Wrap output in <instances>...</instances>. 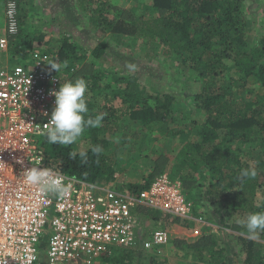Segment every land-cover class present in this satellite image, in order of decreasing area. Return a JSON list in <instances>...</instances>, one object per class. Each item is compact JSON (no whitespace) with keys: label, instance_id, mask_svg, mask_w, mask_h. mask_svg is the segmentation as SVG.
I'll return each mask as SVG.
<instances>
[{"label":"trees","instance_id":"16d2710c","mask_svg":"<svg viewBox=\"0 0 264 264\" xmlns=\"http://www.w3.org/2000/svg\"><path fill=\"white\" fill-rule=\"evenodd\" d=\"M111 1L78 0V6L89 15L94 30L152 38L166 55H174L201 80L203 87L194 96V107L201 110L205 119L192 120L196 137L184 142L179 152L178 169L190 175L189 179L182 176L184 193L193 204L199 201L211 206L223 229L228 226V217L233 220L229 227L238 231L236 237L244 264H264V232L252 237L239 231L245 229L240 221L249 213L264 212V200L258 203L257 197L259 191L264 193V92H260L264 89V35L256 42L249 40L247 30L251 23L245 14L246 0H151L152 11L146 15L121 10ZM19 5V32L10 40L9 53L17 61H23L38 50L34 40L40 43L41 37H30L26 9ZM71 39L64 34L55 53L68 73L78 72L77 62L83 59ZM106 46L104 41L95 45L93 57L100 59ZM101 77V72L95 70L87 78L94 88H99ZM114 83L117 86L114 89L111 82L106 84L111 93L106 94L99 110L93 108L85 94L89 114L93 118L103 114L104 118L100 127L87 128L79 138L83 148L75 143L54 145L47 142L46 136L41 138L40 145L50 167L91 183L110 184L118 177L117 159L104 152L112 143L104 135L119 128L125 117L146 126L169 125L176 101L173 95H144L135 75L114 76ZM113 101L116 103L111 104ZM181 131L184 133V129ZM96 145L103 149L99 155L90 150ZM81 151H87L86 160L79 156ZM72 153H76L75 157ZM248 168L255 169V177L242 179L241 170ZM200 170H206L210 180L191 193L189 189L196 183L193 173ZM155 173L127 187L138 192L151 184ZM195 213L197 208L193 206L192 214ZM164 216L182 228L194 226L193 217H176L158 210H148L144 219L156 223ZM182 243L197 251L201 259L204 251L212 256L216 253V241L211 236H203L191 244ZM142 252L140 247L121 249L104 262L139 264L144 258Z\"/></svg>","mask_w":264,"mask_h":264},{"label":"built area","instance_id":"2783aa9c","mask_svg":"<svg viewBox=\"0 0 264 264\" xmlns=\"http://www.w3.org/2000/svg\"><path fill=\"white\" fill-rule=\"evenodd\" d=\"M18 4L10 0L0 50L9 52L19 32ZM50 62L60 66L57 72ZM72 81L56 55L36 50L11 65L0 61V264H107L121 249L155 251L171 240L169 230L144 232L148 210L191 218L180 180L165 174L138 192L127 186L91 183L50 167L38 138L50 127L53 91ZM22 160L23 163H18ZM46 168L69 186L57 199L25 183L23 171ZM155 223V222H154Z\"/></svg>","mask_w":264,"mask_h":264},{"label":"rangeland","instance_id":"374dc122","mask_svg":"<svg viewBox=\"0 0 264 264\" xmlns=\"http://www.w3.org/2000/svg\"><path fill=\"white\" fill-rule=\"evenodd\" d=\"M9 1L0 0V37L4 33L5 11ZM15 1L26 9L30 37H41L40 43L37 39L34 40L36 49L51 50L49 53L54 55L60 46V38L64 34L71 36V40L77 46L78 54L83 59L77 62L78 72H67L68 77L75 81L86 76L83 78L88 85L86 97L95 110L100 109L106 94L111 93V89H108L106 84L111 82L112 89L117 87L114 76H137L139 87L146 96L169 93L176 98L169 125L146 126L125 117L120 122L119 128L111 129L104 135L112 142L104 152L115 155L117 159L118 186L141 183L144 178L149 179V175L156 171L150 181L153 182L160 176L168 174L180 180L185 189L182 176L184 174L189 179L190 175L181 168L178 169L181 160L179 152L184 142L196 137V132L192 130L194 126L191 124L192 120L202 122L205 119L201 110L194 107V96L203 87L195 73L177 61L174 55H166L163 47L152 38L104 34L94 30L89 15L79 8L78 0ZM111 2L114 7L131 10L134 14L146 15L152 11L151 0H112ZM245 14L251 23L247 30L249 40L256 42L264 35V0H246ZM102 41L107 44L106 50L100 59H96L91 52L94 46ZM0 61L9 62L11 65L18 62L9 52L1 50ZM61 65L64 66L63 63ZM95 70L102 74L99 88H94L93 83L87 78ZM260 92L263 93L264 89L261 88ZM115 103V101L111 102V104ZM176 129L181 133L177 134ZM181 129H184L185 134ZM38 140L41 141V138ZM75 145L84 147L79 139ZM253 158H256V154ZM193 175L196 183L189 189L191 193H194L197 186L204 185L210 180L206 170H200ZM139 179L141 182H137ZM257 197L258 203L262 202L264 193L259 191ZM198 203H194L197 213L192 214L194 223L192 229L186 230L177 226L167 216L162 217V220H156V223L146 222L144 219V232L149 234L155 227H162L169 230L171 240L158 250H143L144 258L139 264H244L236 237L238 231L229 227L233 225V220L228 217L226 221L228 226L223 229L213 208L208 204L207 206L199 201ZM239 231L247 233L246 229ZM203 236H211L216 241L214 245L216 253L212 256L211 253L204 251V257L201 259L197 251L185 247L182 242L195 243ZM176 240H179L178 243ZM44 245L47 249L46 241ZM46 249L38 264H46Z\"/></svg>","mask_w":264,"mask_h":264},{"label":"clouds","instance_id":"9594fccd","mask_svg":"<svg viewBox=\"0 0 264 264\" xmlns=\"http://www.w3.org/2000/svg\"><path fill=\"white\" fill-rule=\"evenodd\" d=\"M57 72L60 66L55 62L49 63ZM87 83L83 78L68 81L60 85L59 90L53 91L55 106L51 112L50 127L46 130L47 142L54 145L69 146L77 142L87 128L100 127L104 118L98 114L94 118L89 114V108L85 99ZM91 152L99 155L103 149L101 146H93ZM75 157L76 153L71 154ZM87 151L79 152L82 160H86ZM18 163H23L18 160ZM25 183L36 186L40 191L54 195L57 199H63L68 195L69 186L62 178L46 168L31 167L23 171ZM253 168L242 169L240 177H255ZM247 234L255 237L259 232H264V212L249 213L240 221Z\"/></svg>","mask_w":264,"mask_h":264},{"label":"crops","instance_id":"0c3cea01","mask_svg":"<svg viewBox=\"0 0 264 264\" xmlns=\"http://www.w3.org/2000/svg\"><path fill=\"white\" fill-rule=\"evenodd\" d=\"M55 55H56V54H55ZM60 62H61V61H60ZM61 63H62V62H61ZM142 176H143V175H142ZM141 178H142V177H141ZM143 180H144V179H143ZM143 180H142V181H143ZM137 182H141V180L139 179ZM186 230H188V229H186Z\"/></svg>","mask_w":264,"mask_h":264}]
</instances>
